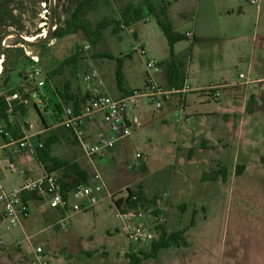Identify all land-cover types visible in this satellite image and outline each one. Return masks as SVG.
Masks as SVG:
<instances>
[{
  "label": "rangeland",
  "instance_id": "374dc122",
  "mask_svg": "<svg viewBox=\"0 0 264 264\" xmlns=\"http://www.w3.org/2000/svg\"><path fill=\"white\" fill-rule=\"evenodd\" d=\"M6 1L0 0V14H4L0 66L5 67L0 95L8 92L4 89L8 76L11 89L31 91L26 93L25 116L21 110L9 111L18 126L25 122L38 128L42 117L50 124L58 121L52 110L37 103V96L32 97L48 83L62 93L67 82L81 94L97 87L112 97L119 85L143 93L147 61L164 62L171 53L150 7L165 14L175 32H192V38L173 47L192 90L173 95L161 108L138 97L129 110L137 123L132 134L117 147L114 158L97 168L105 183L100 202L91 210L73 213L67 230L52 228L61 216L47 200L42 202L44 209L31 202L30 215L22 225L1 223L0 264H34L38 246L49 264H129L131 249L115 205L128 189L142 192L149 209L162 216L167 235L181 232L183 236L184 244L163 248L141 264H243L244 260L264 264V0H254L256 4L252 0H132L143 19L119 33L113 26L106 28L97 44L82 31L61 38L50 35L55 26L63 25L75 0ZM126 3L102 7L87 17L94 25L105 17L119 18ZM27 36L35 39L27 42ZM136 45L146 55L135 51ZM76 52L81 53L76 65L49 75ZM32 56H38L39 62L34 63ZM35 67L47 72L43 88L24 80ZM162 67L165 77L167 66ZM93 71L102 84L97 79L84 81V75ZM156 75L162 82V73ZM195 107L207 117H201ZM4 122L0 118V125ZM240 165L244 168L237 174ZM87 170L93 174L94 167L89 165ZM17 181L9 178L5 183L11 187Z\"/></svg>",
  "mask_w": 264,
  "mask_h": 264
},
{
  "label": "built area",
  "instance_id": "2783aa9c",
  "mask_svg": "<svg viewBox=\"0 0 264 264\" xmlns=\"http://www.w3.org/2000/svg\"><path fill=\"white\" fill-rule=\"evenodd\" d=\"M251 2L256 4L254 0ZM186 37L192 38V32H187ZM86 47L88 48V46ZM134 50L141 56L147 53L141 45H136ZM31 59L34 63L39 62L38 56H32ZM146 67L148 73L143 93L134 89L124 97L116 99L95 87L83 95L84 100L78 107L64 106L59 114V126L74 136L84 157L94 167V172L87 182L74 186L65 194L59 181V175L46 173L37 179L26 178L20 187L7 191L3 186L0 171V225L7 222L11 226H20L23 221L28 219L30 208L23 199L24 194H34L42 198L43 201L47 200L53 209L61 212V218L52 226L56 230H67L72 226L73 213L91 210L100 202V194L105 188V183L101 172L97 169L96 161L106 159L132 134L137 123L129 118L130 105L134 104L138 97H146L157 108H161L163 101H170L173 95L190 90L187 86L177 89L158 84L154 76L157 73H162L161 62L148 60ZM240 77L244 78V75L241 74ZM83 79L87 83L96 79L98 84L103 83L97 71L84 75ZM24 80L27 84H33L35 88H43L47 84V72L42 67H35L24 75ZM26 93L31 95V91L28 89L25 92L16 90L12 94H7L6 100L13 103L12 106H26L29 102V98L25 96ZM36 96L37 93L32 92V97ZM214 96L217 97V93H214ZM94 124L97 125V129L90 132L89 129ZM0 136L8 139L5 145L0 146V159L7 146H15L19 149L34 147L40 149L43 147L42 142L34 146L27 140L13 139L6 126L2 125H0ZM10 166L12 170L16 168L14 164ZM139 194V190L128 189V192L121 198V206L118 207L115 204L118 217L123 221L126 238L131 249L130 254H140L149 250L152 243L159 237L161 226L164 223L162 216L157 214L158 212L150 210ZM110 197L112 196L110 195ZM134 201L136 205L129 206ZM34 254V264H49L42 247L35 248Z\"/></svg>",
  "mask_w": 264,
  "mask_h": 264
},
{
  "label": "trees",
  "instance_id": "16d2710c",
  "mask_svg": "<svg viewBox=\"0 0 264 264\" xmlns=\"http://www.w3.org/2000/svg\"><path fill=\"white\" fill-rule=\"evenodd\" d=\"M10 0H7L8 2ZM120 1H127L125 7L120 12V17L116 19L111 18H103L99 20L95 25L92 23V21L87 17V14L91 11H96L102 7H108L113 5L114 3L120 2ZM132 0H75V7L72 10V12L69 14H66L63 25L55 26L54 31L50 34L55 38H61L69 35L76 34L79 31H82V33L85 35L88 41H90L92 44H97L103 37L104 30L110 26H113V30L115 33H119L125 26L130 25L131 23L140 21L143 19V15L132 5ZM148 1V0H145ZM3 2H0V10ZM151 13H153L156 16L158 25L160 26L161 30L163 31L165 37L168 40V43L170 45L171 53H170V59L168 61L161 62V65L167 66L166 70V79L169 87H175L177 89H182L184 87V81L185 76L181 73L180 68L183 66L182 62H177V56L174 53L173 47L174 45L186 39V35L179 34L174 31L172 24L169 20L165 18L164 16L160 15L158 12L154 10L153 7H150ZM1 19L4 18V14H0ZM194 41H197V39H194ZM4 54V53H3ZM80 52H76L75 54H72L68 56L66 59H64L58 67L55 69H52L49 72V75H54L56 73H61L63 70L72 65H76L80 61ZM101 57H108L112 58L108 54H102ZM5 60H3V63ZM5 73V67L2 69L0 73V78ZM122 73L121 70L118 71V82L121 84L122 82ZM11 78L8 76L5 79L4 83V89H7V94H12L16 90H22V88H12L11 89ZM120 89H122L121 85H119ZM58 93L61 95L62 102L58 103L56 105L57 114L59 115L63 109V106H76L78 107L81 101L84 100L83 96L76 95L71 93V84L67 82L65 84V92L62 93L60 90H58ZM6 94V95H7ZM6 95H0V118L3 119L6 123V129L9 130L15 137H22V134H20V128L18 125H16L13 121L10 120V113L9 111L21 110L23 113L25 112V106L24 105H17L12 106L13 103L8 102L6 100ZM26 96V94H25ZM37 108V105H35ZM38 109V108H37ZM41 152H43L41 155H47V146L45 143H43V147L39 149ZM54 163V170H63L64 174L63 176H67L69 174H74V177L71 181H66L63 179L62 175L59 176V181L62 185L63 192L66 194L68 191H70L74 186L85 183L88 181L89 174L86 170L81 169L79 164L76 162H68L64 160H59L55 158H48ZM262 161L264 162V157L262 158ZM244 166L240 165L237 169V174L241 173V170H243ZM241 169V170H240ZM224 171L223 169L221 170ZM225 173L223 172V175ZM215 177V176H214ZM214 177H211L212 179H215ZM130 190V189H129ZM139 195L141 196V199L144 200V202L147 200L142 195V192L139 190ZM34 195V194H31ZM36 196V195H34ZM25 201V200H24ZM151 202H155V200H151ZM122 204V199L117 200L116 205L120 207ZM136 205V202H131L129 206ZM163 226H161V233L157 240H155L152 243V246L149 251L141 252L140 255L138 254H127V257L129 259V264H141L144 259H148L150 257H155L159 250L163 248H169L172 246H180L183 243V236L181 232H175L170 235H167L166 232L163 230Z\"/></svg>",
  "mask_w": 264,
  "mask_h": 264
},
{
  "label": "crops",
  "instance_id": "0c3cea01",
  "mask_svg": "<svg viewBox=\"0 0 264 264\" xmlns=\"http://www.w3.org/2000/svg\"><path fill=\"white\" fill-rule=\"evenodd\" d=\"M196 37L197 35L194 34V38ZM168 60L169 59H166L165 61H168ZM162 75H163L161 77L162 82H160L157 78V75L155 74L154 77H155L156 82L163 86L166 85V87H169L167 83V79L165 78L166 74L164 77V74L162 72ZM49 84L50 83H48V86L46 87V89L41 90L40 93L37 95V101H38L37 103L40 104L41 106L46 107L48 110H52L54 117L57 118L58 121L50 124L48 123V121L45 120V118L42 117V122L38 128H36L33 124H30V123L27 124L23 122V124L19 125V128H20L19 132L20 134H22V137H15V135H13L10 132L12 134L13 139L22 140V141L27 140L28 142L32 143L34 146L39 142L45 143V145L47 146V155H44L41 157V155H43L42 154L43 152H41L36 147L23 148V149L15 148V146L5 147L4 154L2 158L0 159V171L2 173L3 186L6 190L7 189L12 190L14 188L20 187L26 178L37 179V178L44 176L46 173H57L59 176L64 174L62 169L51 172L52 170H54L53 169L54 163L48 158H55V159L64 160L68 162H76L79 164L81 169H84L88 172L89 177L92 176V174H90L89 171L87 170V167L91 164L84 157L82 150L80 146L78 145L77 141L75 140L74 136L69 131L59 126L60 115L57 114L56 105L58 103H61L62 101L59 99L57 95L58 90L56 89V86L52 87V85L51 84L49 85ZM232 85H234V83L226 84L224 86L230 87ZM184 86H187L188 88H190L186 80L184 81ZM133 89L135 88L119 89V92L115 95H112V97L116 99L122 98ZM191 90L192 88H190L189 91ZM71 93L76 94V95H81V97L85 94V93L81 94V93L76 92L72 87H71ZM182 99H186V96H183ZM186 105H189V104H186ZM27 108L28 107H25V112L23 113L24 116L28 110ZM186 108H190V105ZM193 110L194 111L197 110L198 113L201 115L203 113L201 117L203 118L207 117L205 115V112H202L199 109H196V107ZM2 126H6V123L5 122L2 123ZM96 129H97V125L94 124L89 129V131L94 132ZM7 141H8L7 138L0 136V146L5 145ZM116 149L117 147L110 153V155H108L106 160L104 159L105 161L103 160L96 161L97 168L101 167L102 165L103 166L106 165L109 159L114 158ZM11 164L15 165L16 168L14 170L11 169V166H10ZM62 177L66 181H71L74 177V174H69L67 176L62 175ZM9 178H15V180L17 179L18 181L15 185H11V187H7L5 182ZM109 194L110 193H108L107 196ZM124 195L125 194L119 196L120 198H117V199L120 200L122 196ZM23 199L28 204L29 208H30V203L35 202V203L40 204L41 209H44V206L42 204V202L44 201L40 197L31 195V194H24ZM99 210L100 208L97 207L96 208L97 216H98ZM58 212L61 216V212L60 211ZM83 252L86 255L92 254L91 250L83 249ZM243 264H247L246 260H244Z\"/></svg>",
  "mask_w": 264,
  "mask_h": 264
},
{
  "label": "bare ground",
  "instance_id": "6f19581e",
  "mask_svg": "<svg viewBox=\"0 0 264 264\" xmlns=\"http://www.w3.org/2000/svg\"><path fill=\"white\" fill-rule=\"evenodd\" d=\"M33 39H35V38H33V37H28V36L24 38V40H26L27 42H31V41L33 42ZM0 67H1V66H0ZM1 69H2V67H1ZM0 72H1V70H0Z\"/></svg>",
  "mask_w": 264,
  "mask_h": 264
}]
</instances>
